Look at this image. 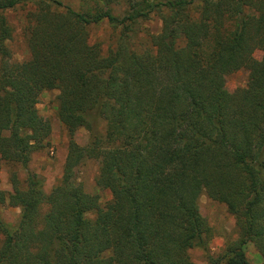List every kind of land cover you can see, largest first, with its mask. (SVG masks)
<instances>
[{
  "label": "trees",
  "instance_id": "obj_1",
  "mask_svg": "<svg viewBox=\"0 0 264 264\" xmlns=\"http://www.w3.org/2000/svg\"><path fill=\"white\" fill-rule=\"evenodd\" d=\"M23 2L32 5L31 57L18 62L5 11ZM94 2L80 12L60 0H0V156L28 166L49 145L52 126L37 106L45 89L60 90L69 130L105 121L104 133L70 145L49 193L36 174L25 189L15 184L20 216L0 218V264H196L189 251L207 249L211 235L197 212L203 192L236 218L238 237L220 259L249 264L252 242L264 264V54L254 56L264 0ZM155 11L162 30L138 47L137 23ZM103 21L119 29L107 51L90 39ZM241 69L247 86L228 94L227 76ZM89 159L112 193L105 205L76 183Z\"/></svg>",
  "mask_w": 264,
  "mask_h": 264
},
{
  "label": "rangeland",
  "instance_id": "obj_2",
  "mask_svg": "<svg viewBox=\"0 0 264 264\" xmlns=\"http://www.w3.org/2000/svg\"><path fill=\"white\" fill-rule=\"evenodd\" d=\"M65 5L76 11L84 12L94 8V0H60ZM159 1V0H156ZM114 13L123 16L126 5L120 3L113 6ZM32 9L31 2H23L15 9L6 10L5 14L12 24L13 35L8 45L12 52L14 61H25L31 57L30 49L26 40L25 29L29 24V11ZM196 10V9H195ZM163 27L162 16L159 12H153L149 18L141 19L137 23L136 43L138 47L147 45L149 34H158ZM119 29L113 28L107 21L90 27V39L92 42H100L103 49L107 51L109 45H113ZM264 54V45H260L254 56L261 59ZM249 70L241 69L231 73L226 78L225 90L233 94L237 90L247 86ZM60 100L59 89H45L41 92L38 102L40 115L50 122L52 132L49 145L43 150L33 154L28 166L22 163L5 160L0 156V191L5 196V201H0V218L5 223H14L20 216V207L10 202L9 196L15 191V184L25 189L31 174H36L43 180V189L49 193L61 180L67 154L71 144L86 145L93 133H104L105 121L99 119L92 130L86 127H78L69 130L58 116V105ZM99 161L89 159L81 164L75 175L76 183L81 184L84 189L96 194L102 205L112 199V193L108 188L97 184L96 177L99 172ZM197 212L204 217L211 227L209 246L207 249L193 248L189 251L196 264H227L223 259V250L227 243L238 237V229L235 216L228 210L225 203L210 198L203 192L197 203ZM3 234L0 233V244ZM249 264H262V257L256 246L250 242L246 245Z\"/></svg>",
  "mask_w": 264,
  "mask_h": 264
}]
</instances>
